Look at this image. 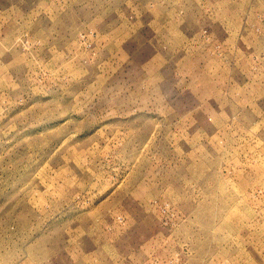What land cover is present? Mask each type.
<instances>
[{
  "label": "rangeland",
  "instance_id": "1",
  "mask_svg": "<svg viewBox=\"0 0 264 264\" xmlns=\"http://www.w3.org/2000/svg\"><path fill=\"white\" fill-rule=\"evenodd\" d=\"M16 1L0 20V264H264V61L238 50L240 3L223 29L183 0H163L170 19L143 18L147 0L76 15L44 0L50 17Z\"/></svg>",
  "mask_w": 264,
  "mask_h": 264
},
{
  "label": "crops",
  "instance_id": "2",
  "mask_svg": "<svg viewBox=\"0 0 264 264\" xmlns=\"http://www.w3.org/2000/svg\"><path fill=\"white\" fill-rule=\"evenodd\" d=\"M147 1H148V7L145 8L143 11H141V14H140L141 16H143V18L145 17L152 18V17L159 16L160 14H161L160 17H162V15L166 18L169 17V19L170 17H172L173 14L171 16L169 14L168 16V11H167V15H165V11L170 8L169 6H171L170 2H167L164 8L162 6L163 0H147ZM229 1L230 0H183V2L185 3V6L187 7L186 8L187 11L193 8V5L195 3L196 4H206V7L201 5L203 7L202 17H210V15H212L211 17H213L216 15L215 17H217V20L219 24L221 25V28L223 29H225L226 20L229 17L227 16L228 12L226 10V4ZM232 1L234 3H240L239 7L241 8V11L238 12L239 15L233 16V18H238L240 20L241 18H245V21L237 22L236 26L234 27L235 42L237 41V43L239 44V46L237 45L238 50L240 51L245 50L246 53L248 54H256L255 57H257V59L260 58L264 61V0H232ZM30 2L32 6L33 1H30ZM43 3H45V5H42L43 10L41 11L43 12V15L47 13L50 17L51 11H49L48 9L49 7L48 1L43 0L42 4ZM79 3H80L79 0L78 2L74 0V5L72 9H69V10H72L73 13H75V15H76V12L79 11V8H80ZM211 4H213V6H216L217 8L216 11L213 7L210 6ZM114 7H115L114 5L110 7V10H109L111 14L110 18L114 17L115 13H118L117 10L114 9ZM17 8H18V2L16 0L15 1L10 0L5 4H3L2 1H0V20L5 21L9 18H12L11 12L13 13ZM31 8L29 9L31 10ZM130 8H132V6H130ZM44 9H46L47 12ZM126 9L127 10L125 11V14L123 15V19L131 15V11H129L131 9L128 10L127 7ZM60 11L63 12V10H60ZM32 12H34V10H32ZM135 17L138 18V16H135ZM139 18H142V17H139ZM248 19L250 20L249 23H247ZM125 28H126L125 26H121L120 28H115L116 34H117V30L119 29H121L120 31L123 32V34H126L127 31ZM247 30L249 32H247ZM184 32L186 33V35H189L193 33V30H187L185 28ZM225 34L226 33L222 32L221 30V32L218 35H220L221 38H223ZM130 35L133 36L132 30H129L127 32V37H125L122 40L121 45L119 46L122 52L127 51L125 45L129 41ZM162 50L163 49L161 47H156V46L154 47V49H151L152 52L150 55L147 56V61L145 62L144 65L154 67L156 68V71L158 69L160 70L163 66H165L166 62H165V58L162 56V52H161Z\"/></svg>",
  "mask_w": 264,
  "mask_h": 264
}]
</instances>
